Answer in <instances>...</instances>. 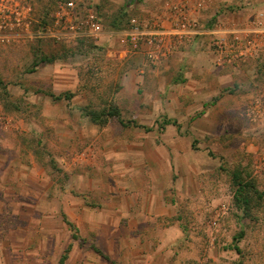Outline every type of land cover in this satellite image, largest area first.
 Here are the masks:
<instances>
[{"label": "rangeland", "instance_id": "rangeland-1", "mask_svg": "<svg viewBox=\"0 0 264 264\" xmlns=\"http://www.w3.org/2000/svg\"><path fill=\"white\" fill-rule=\"evenodd\" d=\"M69 1L22 0L31 15L0 49V263L122 264L112 259L117 232L144 205L165 203L171 218L153 225L159 237L143 234L153 251L169 246L160 264H264V37L226 33L224 52L216 48L221 93L202 94L180 62L129 59L114 26L149 20L124 15L116 0H76L80 16H98L101 38L58 35L55 14ZM234 1L225 8L235 23L252 27L264 14V0ZM135 70L146 79L132 95L122 78ZM66 93L73 98L50 96ZM114 109L120 117L107 124L91 121ZM235 174L257 192L249 209L235 201ZM78 202L89 214L75 240L65 218Z\"/></svg>", "mask_w": 264, "mask_h": 264}, {"label": "crops", "instance_id": "crops-1", "mask_svg": "<svg viewBox=\"0 0 264 264\" xmlns=\"http://www.w3.org/2000/svg\"><path fill=\"white\" fill-rule=\"evenodd\" d=\"M116 2L126 5L123 10L147 18L149 21L146 22L152 25V27H155L158 34V41H156L153 49L158 52L160 59L164 58L168 60L171 58L176 62H180V73L187 80V85H195L198 88L197 91L199 90L202 94L211 92L213 96H218L221 93V87L217 83V78H221L222 73H219L218 68L215 66V60L218 56L216 41L226 39V33L229 35L233 31H245V28H249L248 25L243 26V22L240 20L235 23V15H231L230 12L226 16L228 10L225 6L234 4V0H134V3L129 4H126V0H116ZM190 22H196L197 27H191ZM111 37L115 38L113 34H111ZM118 37H120L121 43L124 44V37ZM147 50L143 47L141 51L134 52L136 56L132 55L129 59L134 57V60H136L134 62H137V59L141 60L142 57L146 58ZM112 52L109 51V53ZM123 54L126 55V52ZM248 55H251V58L254 56V54H247L246 56ZM247 59L246 57L243 61ZM234 70L237 71L236 67H234ZM235 71L230 72L234 76L232 77L233 80L236 75ZM144 73L143 71L139 73L137 70L126 73L122 78V87H125L124 92H129L132 95L140 93L143 87L142 81L146 79ZM225 74L226 72H223V78L226 76ZM31 197L36 199L40 198L39 195ZM69 197L72 201H76L75 198L78 199L76 196L75 198L72 196ZM78 203H76L75 207H69L67 219L76 225L83 235L80 224L84 215L88 216L89 207L85 206L83 202ZM5 205V203L0 201V207ZM18 206L31 209L34 213L38 211L37 204L21 203ZM143 207V209L136 210L128 220L129 227L133 228L117 232V257L112 259H115L119 263L160 264L159 258L167 259L165 254L169 251L167 250L169 246L168 248H164L165 246L161 245L160 250L153 251L143 241V234L150 233L151 238L155 237L156 234L153 235L154 230L152 231L153 225L160 222L161 224L162 222L164 223L167 217L171 218L169 205L158 203L154 206L150 205L149 209H147L146 205ZM94 210H96L94 213L95 218H98L99 215V218H96V220L100 224H103L104 220H108L106 214L101 212L100 209L96 208ZM144 219H146V222L143 221ZM149 221L151 224L148 223ZM142 223L145 224L142 225ZM169 234V232H165L164 235L160 236L159 240H161V237ZM158 237L156 236L155 238ZM17 252L12 251V253ZM103 252L111 255L108 251ZM135 255H138V257L132 260L131 257H135ZM175 255L177 254H173V257Z\"/></svg>", "mask_w": 264, "mask_h": 264}, {"label": "built area", "instance_id": "built-area-1", "mask_svg": "<svg viewBox=\"0 0 264 264\" xmlns=\"http://www.w3.org/2000/svg\"><path fill=\"white\" fill-rule=\"evenodd\" d=\"M81 10L82 8L77 5L76 0H71L59 7V10L55 14L56 26L61 29L58 35H70L80 38L91 37L95 39L104 36L103 27L95 12L86 10L85 15L80 16L79 12ZM30 13L31 8L25 6L22 0H0V49L3 45L11 44V38L15 36L12 32L21 29L25 22L28 21ZM190 26L196 28L197 23L190 22ZM5 31H9L8 34ZM252 33L264 37V14L260 15L258 21L252 27L245 29V31H233L230 34L235 36L236 41H242L244 37L241 36ZM122 34L135 53L145 47L146 50L148 49L146 52L149 59L153 61L160 60L158 52L153 49L156 41H158L155 27H152L146 21L143 22L137 18H133L130 28ZM253 43L248 42V45L252 46ZM225 46L226 39L217 40L216 48L220 49L221 52H224ZM242 53L237 57H243L245 54ZM233 61L234 58L226 56L225 62L232 64Z\"/></svg>", "mask_w": 264, "mask_h": 264}, {"label": "trees", "instance_id": "trees-1", "mask_svg": "<svg viewBox=\"0 0 264 264\" xmlns=\"http://www.w3.org/2000/svg\"><path fill=\"white\" fill-rule=\"evenodd\" d=\"M126 13H127V11L123 10V14L127 15ZM131 20H130V23H131ZM121 22H122V20H119L118 23H116V25L114 26L116 31H118V32L127 31L130 28V23H129V26L124 27V24L122 25ZM117 25L122 26V27H120L118 29V28H116ZM50 96L56 101H60L62 99L70 100L73 98V95L70 93H66V94L59 95V96H55L54 94H51ZM118 117H120L119 111H118V109H114L110 112H106L105 114L103 112L99 115L92 114L91 121L96 123V124H99V125H104V124H107V121H109L110 119L118 118ZM121 124L125 127H128L131 123L130 122L126 123L124 120H121ZM234 182L237 184V190L235 193V201L240 202L242 204V205L240 204V206H242L240 208L244 207V208L249 209L250 203L252 201V197H253V195H255L257 193L255 188L251 184H246V183L243 184V182L239 178L238 174L234 175ZM252 192L254 193L253 195H252ZM65 223L68 225L69 228L73 229V231L75 232L74 233V235H75L74 239L77 240L79 237L78 228H76L67 218H65ZM236 251L239 252V249L237 247H236ZM112 264H114V263H112Z\"/></svg>", "mask_w": 264, "mask_h": 264}]
</instances>
